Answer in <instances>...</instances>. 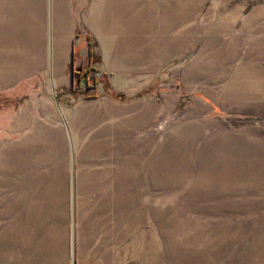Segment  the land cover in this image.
Segmentation results:
<instances>
[{
    "label": "rangeland",
    "instance_id": "rangeland-1",
    "mask_svg": "<svg viewBox=\"0 0 264 264\" xmlns=\"http://www.w3.org/2000/svg\"><path fill=\"white\" fill-rule=\"evenodd\" d=\"M68 1L109 104L0 155V264H264V0Z\"/></svg>",
    "mask_w": 264,
    "mask_h": 264
},
{
    "label": "crops",
    "instance_id": "crops-1",
    "mask_svg": "<svg viewBox=\"0 0 264 264\" xmlns=\"http://www.w3.org/2000/svg\"><path fill=\"white\" fill-rule=\"evenodd\" d=\"M69 2L0 0L1 156L32 146L26 142L46 139L49 132L80 146L75 143L79 135L95 133L98 119L105 117L108 102L100 109L69 104L88 89L82 77L79 92L71 90L81 65L86 70L92 66L89 46L75 43ZM114 110L121 113L119 107Z\"/></svg>",
    "mask_w": 264,
    "mask_h": 264
},
{
    "label": "trees",
    "instance_id": "trees-1",
    "mask_svg": "<svg viewBox=\"0 0 264 264\" xmlns=\"http://www.w3.org/2000/svg\"><path fill=\"white\" fill-rule=\"evenodd\" d=\"M90 55H91V51H90ZM88 72V70H84V71H81V72H78V75H77V80L76 81H74V86L72 87V91L74 92V93H78L79 91H78V89H80V86H79V79H81L82 77L83 78H86L87 77V73ZM87 82V81H86ZM95 83L94 82H91V83H88L87 82V84H86V88H89V87H95V86H93Z\"/></svg>",
    "mask_w": 264,
    "mask_h": 264
},
{
    "label": "water",
    "instance_id": "water-1",
    "mask_svg": "<svg viewBox=\"0 0 264 264\" xmlns=\"http://www.w3.org/2000/svg\"><path fill=\"white\" fill-rule=\"evenodd\" d=\"M73 219H74V215H73V207H72V225H73ZM71 252H72V264H75V249H74V234L72 231V248H71Z\"/></svg>",
    "mask_w": 264,
    "mask_h": 264
},
{
    "label": "built area",
    "instance_id": "built-area-1",
    "mask_svg": "<svg viewBox=\"0 0 264 264\" xmlns=\"http://www.w3.org/2000/svg\"><path fill=\"white\" fill-rule=\"evenodd\" d=\"M94 76H97V73H94V75H92L91 77L94 78ZM88 80V78L86 77V81Z\"/></svg>",
    "mask_w": 264,
    "mask_h": 264
}]
</instances>
